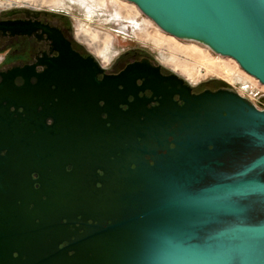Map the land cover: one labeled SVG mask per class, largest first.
I'll use <instances>...</instances> for the list:
<instances>
[{"label": "water", "instance_id": "95a60500", "mask_svg": "<svg viewBox=\"0 0 264 264\" xmlns=\"http://www.w3.org/2000/svg\"><path fill=\"white\" fill-rule=\"evenodd\" d=\"M127 1L264 84V0ZM4 11L52 47L0 70V264H264V108L155 57L106 73L38 20L66 12Z\"/></svg>", "mask_w": 264, "mask_h": 264}, {"label": "rangeland", "instance_id": "374dc122", "mask_svg": "<svg viewBox=\"0 0 264 264\" xmlns=\"http://www.w3.org/2000/svg\"><path fill=\"white\" fill-rule=\"evenodd\" d=\"M21 6L48 11L66 10L74 24V36L84 31H98L107 35L109 41L99 51L97 59L102 61L103 55L107 54L108 68L125 51L138 47L157 58L166 71L180 74L194 87L209 80H217L216 87H232L241 91L242 79H255L244 72L238 63L236 66L233 58L217 54L200 42L174 37L178 41L175 43L167 37L170 34L157 27L136 5L127 0H0V13ZM123 23L130 25L128 34L118 28ZM156 37L158 41L162 38L161 45ZM76 41L93 53L86 43L78 39ZM0 55L4 56L2 53ZM206 61L210 63L203 66L202 63ZM225 70L232 71V74L228 75ZM254 100L264 108L259 98Z\"/></svg>", "mask_w": 264, "mask_h": 264}, {"label": "flooded vegetation", "instance_id": "af4514ba", "mask_svg": "<svg viewBox=\"0 0 264 264\" xmlns=\"http://www.w3.org/2000/svg\"><path fill=\"white\" fill-rule=\"evenodd\" d=\"M28 18L33 19V20L36 19L33 16L28 17L23 12L18 13L11 18L5 17V11L0 13V19L2 20L4 19H23L24 20ZM70 18L71 17L66 14H59L56 16L42 14L38 18V20L42 24H48V25H51V26H54L60 29L62 33L64 34V36L72 41L73 47L76 50L80 51L84 56H87L91 52L87 51L85 46L82 43H78L76 41V39L78 38L76 37V35L74 36L75 34L74 24ZM118 28H120L121 30H124L125 32H128L130 29V25L122 24V25H119ZM51 47H52V43L50 40L47 39L46 36L41 37V38L36 37V36H32V37H29V36H15V37L0 36V53L4 55V60L0 66V70H6L15 65L24 66L27 64H32L36 62L38 56H42L44 53H51ZM53 54L56 55L57 52L54 51ZM93 54L95 55L94 52ZM144 58H150L152 60L153 56L146 53L141 48L133 47L129 49L128 51H125L123 54H121V56H119L109 68L106 65H103V64L102 65L107 67L106 73L117 74V73H120L128 64L132 62L141 61ZM100 62L102 63L101 60ZM163 73L169 74L170 72L164 69ZM217 82H218L217 80H209L201 84L199 87H194L193 91L195 93H200L206 89L217 90L219 88H222V87L215 86ZM138 83L141 84L142 80H139ZM140 95H146L148 97H152V91L147 89L145 92H141ZM130 99H132V97H130ZM175 99H178V97L176 96ZM155 105H157V102L154 101L149 104V107H152ZM126 107L127 106L125 105L124 108Z\"/></svg>", "mask_w": 264, "mask_h": 264}, {"label": "bare ground", "instance_id": "6f19581e", "mask_svg": "<svg viewBox=\"0 0 264 264\" xmlns=\"http://www.w3.org/2000/svg\"><path fill=\"white\" fill-rule=\"evenodd\" d=\"M132 4H134V3H132ZM135 5V4H134ZM137 7V6H136ZM10 8V7H9ZM32 9H34V8H32ZM58 11H61V12H65L66 10H64V9H58ZM64 14H66V13H64ZM67 15V14H66ZM149 19V18H148ZM152 21V20H151ZM123 24H126V23H123ZM158 27V26H157ZM89 30V29H88ZM122 31H124V30H122ZM125 32V31H124ZM125 33H127L128 34V32H125ZM172 35H170V36H167L168 38H170L171 40H174L175 41V43H177L178 41L176 40V39H174V36H172ZM76 37L79 39V40H81V41H83V42H85L88 46H89V48L95 53V55L98 57V55H99V51L103 48V46L105 45V43H107V41H109V37L107 36V35H102V34H100L98 31H84V32H81V33H77L76 34ZM154 37V36H153ZM156 39H157V41H158V39L159 38H157L156 37ZM162 39V38H161ZM161 39H160V41H158L159 42V45H161ZM162 42H164V41H162ZM165 43V42H164ZM167 43V42H166ZM163 44V43H162ZM171 48H173V47H171ZM194 49H197L196 47H194ZM103 53V52H102ZM103 55V54H102ZM103 57H104V59L102 60V64L103 65H106V63H107V61H108V57H107V54H105V55H103ZM205 61V60H204ZM236 61V60H235ZM234 61V62H235ZM202 63V62H201ZM210 62L209 61H206V62H204V63H202V65L203 66H205V64L207 65V64H209ZM236 64V66H238L237 65V61L235 62ZM240 66V65H239ZM207 67V66H206ZM210 67V66H209ZM241 68V67H240ZM231 69V68H230ZM242 69V68H241ZM243 70V69H242ZM223 72H224V70H222ZM244 71V70H243ZM245 72V71H244ZM225 73H227L228 75H231L232 74V71H229V70H225ZM226 74V75H227ZM248 74V73H247ZM251 76V75H250ZM253 77V76H252ZM255 78V77H254ZM256 79V78H255ZM244 80V79H243ZM245 80H247V81H253V83L255 82V80L254 79H245ZM258 84V83H257Z\"/></svg>", "mask_w": 264, "mask_h": 264}, {"label": "built area", "instance_id": "2783aa9c", "mask_svg": "<svg viewBox=\"0 0 264 264\" xmlns=\"http://www.w3.org/2000/svg\"><path fill=\"white\" fill-rule=\"evenodd\" d=\"M4 60V56L0 55V66L3 63ZM255 80V79H254ZM258 83V84H257ZM241 88L242 90L239 91L236 90L243 96L247 97L248 99H250L253 103H255L258 107L262 108L261 105L257 104L255 102V98H260L259 96L264 95L263 91H264V84H262L259 80H255V82L253 83V81H247V80H243L241 82ZM263 93V94H262Z\"/></svg>", "mask_w": 264, "mask_h": 264}]
</instances>
